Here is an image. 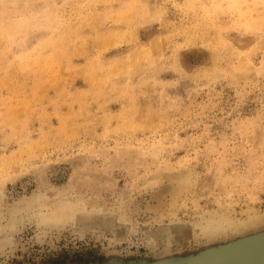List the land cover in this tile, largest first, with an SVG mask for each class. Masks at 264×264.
<instances>
[{
    "label": "rangeland",
    "instance_id": "374dc122",
    "mask_svg": "<svg viewBox=\"0 0 264 264\" xmlns=\"http://www.w3.org/2000/svg\"><path fill=\"white\" fill-rule=\"evenodd\" d=\"M260 232L264 0H0V264Z\"/></svg>",
    "mask_w": 264,
    "mask_h": 264
},
{
    "label": "water",
    "instance_id": "95a60500",
    "mask_svg": "<svg viewBox=\"0 0 264 264\" xmlns=\"http://www.w3.org/2000/svg\"><path fill=\"white\" fill-rule=\"evenodd\" d=\"M179 264H264V232L206 249Z\"/></svg>",
    "mask_w": 264,
    "mask_h": 264
}]
</instances>
